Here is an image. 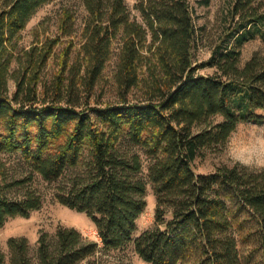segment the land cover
<instances>
[{"label": "trees", "instance_id": "16d2710c", "mask_svg": "<svg viewBox=\"0 0 264 264\" xmlns=\"http://www.w3.org/2000/svg\"><path fill=\"white\" fill-rule=\"evenodd\" d=\"M51 1L0 0V153L17 155L30 171L11 182L0 168V226L41 205L31 191L13 198L7 190L33 174L51 182L75 170L54 197L86 214L102 249L132 242L148 264L263 258L264 166L235 162L207 174L196 173L193 162L224 145L237 124L264 122V53L240 65L242 45L264 40V0H227L205 60L197 54L201 28L189 0H134L138 18L124 0H83L86 18L78 34L72 13L62 9L56 34L39 23L30 46L17 49L26 23ZM74 45L78 54L70 60ZM110 80L114 99L96 102ZM123 142L147 156L156 202L152 226L136 237L146 184L137 177L138 153L123 149ZM38 243L37 264H77L99 246L61 226L52 243L46 234ZM7 246L9 264H32L26 238L11 237Z\"/></svg>", "mask_w": 264, "mask_h": 264}, {"label": "rangeland", "instance_id": "374dc122", "mask_svg": "<svg viewBox=\"0 0 264 264\" xmlns=\"http://www.w3.org/2000/svg\"><path fill=\"white\" fill-rule=\"evenodd\" d=\"M128 6L131 15L138 18L137 12L133 9L134 0H124ZM194 8L195 23L199 30L198 39V57L205 60L209 56L210 41L217 33L219 19L222 9L227 0H189ZM62 9H68L74 19L75 33H79L83 27L86 10L83 0H52L51 2L40 7L35 14L26 23L22 37L19 41L17 49L28 48L32 40L30 34L31 29L37 24L45 29L48 35H54L57 32V19ZM64 39V38H62ZM64 45H58V49H62ZM79 45H74L70 60L77 56ZM264 53V40L259 37L246 41L240 50V65H243L253 54ZM114 60V59H113ZM109 65L112 71L114 61ZM16 67V62L10 66L11 70ZM55 65L51 58L45 68L48 80L54 73ZM210 69L200 70L199 73H209ZM8 89L13 92L14 83L12 79H8ZM111 80L107 82L104 94L96 99V102L105 103L114 99V92L109 88ZM94 104V102H93ZM122 148L128 152L138 153L141 161V171L137 173V177L143 179L146 184L145 211L136 219V231L133 237L140 232L146 231L153 224V214L155 198L152 187L147 179L148 159L142 150L134 145L122 143ZM235 162L242 163L249 169H258L264 166V122H241L237 124L235 129L230 133L224 145L218 148L206 149L197 156L193 162V169L196 173H209L216 167L221 165H231ZM0 168L4 172L7 181L21 180L29 175V169L19 159L17 155H8L0 153ZM75 173V170H68L61 178L55 181H44L39 175L33 174L32 178L22 186L13 187L6 191L7 196L18 198L26 191H31L38 195L41 205L38 209L31 211L27 217L15 216L5 220L0 226V251L4 254V262L9 264L7 240L11 237L27 240L28 256L32 264H37V248L38 238L41 234L47 235V241L53 242L54 235L59 226L66 228H74L79 231L86 239L96 241L98 243L97 251L80 261L77 264H148L143 262L134 251L133 243L130 242L124 247L116 249H102L100 239L97 235L91 220L83 212H76L61 205L54 197L55 191L59 185L65 184ZM226 195V194H225ZM227 202L232 201L229 195L225 196ZM248 264H264V257L255 254Z\"/></svg>", "mask_w": 264, "mask_h": 264}]
</instances>
